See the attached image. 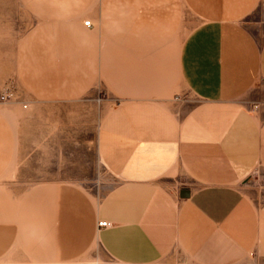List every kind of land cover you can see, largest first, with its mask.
<instances>
[{
  "label": "crops",
  "instance_id": "obj_1",
  "mask_svg": "<svg viewBox=\"0 0 264 264\" xmlns=\"http://www.w3.org/2000/svg\"><path fill=\"white\" fill-rule=\"evenodd\" d=\"M83 3L51 37L61 24L98 41L116 97L96 137L106 189L80 200L74 183H42L66 202L20 207L21 245L46 264H264V0ZM10 131L1 113L0 184Z\"/></svg>",
  "mask_w": 264,
  "mask_h": 264
},
{
  "label": "rangeland",
  "instance_id": "obj_2",
  "mask_svg": "<svg viewBox=\"0 0 264 264\" xmlns=\"http://www.w3.org/2000/svg\"><path fill=\"white\" fill-rule=\"evenodd\" d=\"M85 1L0 0V115L15 145L6 170L10 181L0 184V264H46L21 245L14 223L20 207L32 212L42 183H74L80 200L106 189L96 137L116 97L99 76L98 41L91 36L86 49V29L67 41L61 24L51 37L52 23L64 22L69 6L77 12ZM40 193L38 209L48 215L66 202Z\"/></svg>",
  "mask_w": 264,
  "mask_h": 264
},
{
  "label": "built area",
  "instance_id": "obj_3",
  "mask_svg": "<svg viewBox=\"0 0 264 264\" xmlns=\"http://www.w3.org/2000/svg\"><path fill=\"white\" fill-rule=\"evenodd\" d=\"M85 24L86 25H90L91 24V22L90 21H86L85 22ZM99 225L101 226V227H108V226H110V222H107V221H101V222H99ZM82 264H91V263H82ZM93 264V263H92Z\"/></svg>",
  "mask_w": 264,
  "mask_h": 264
},
{
  "label": "bare ground",
  "instance_id": "obj_4",
  "mask_svg": "<svg viewBox=\"0 0 264 264\" xmlns=\"http://www.w3.org/2000/svg\"><path fill=\"white\" fill-rule=\"evenodd\" d=\"M91 22V21H90ZM4 233V232H3ZM3 233H2V235H3ZM15 237V236H14ZM11 238H13V237H11ZM12 240V239H11ZM18 241V240H17ZM11 243V242H10Z\"/></svg>",
  "mask_w": 264,
  "mask_h": 264
}]
</instances>
